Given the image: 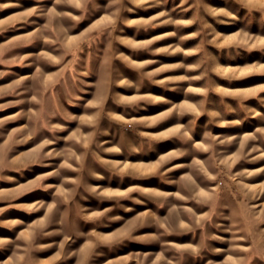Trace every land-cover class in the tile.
Listing matches in <instances>:
<instances>
[{
    "label": "rangeland",
    "instance_id": "1",
    "mask_svg": "<svg viewBox=\"0 0 264 264\" xmlns=\"http://www.w3.org/2000/svg\"><path fill=\"white\" fill-rule=\"evenodd\" d=\"M0 264H264V0H0Z\"/></svg>",
    "mask_w": 264,
    "mask_h": 264
}]
</instances>
